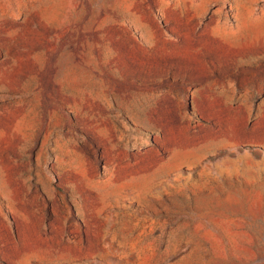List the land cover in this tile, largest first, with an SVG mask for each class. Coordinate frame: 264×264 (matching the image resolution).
<instances>
[{
    "label": "rangeland",
    "instance_id": "1",
    "mask_svg": "<svg viewBox=\"0 0 264 264\" xmlns=\"http://www.w3.org/2000/svg\"><path fill=\"white\" fill-rule=\"evenodd\" d=\"M0 264H264V0H0Z\"/></svg>",
    "mask_w": 264,
    "mask_h": 264
}]
</instances>
